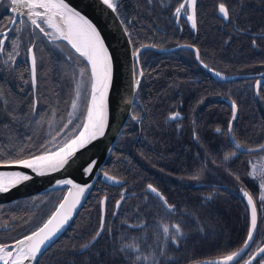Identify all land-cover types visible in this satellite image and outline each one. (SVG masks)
<instances>
[{"label": "trees", "instance_id": "1", "mask_svg": "<svg viewBox=\"0 0 264 264\" xmlns=\"http://www.w3.org/2000/svg\"><path fill=\"white\" fill-rule=\"evenodd\" d=\"M181 2L117 0V14L133 50L141 45L170 48L191 44L199 50L204 64L223 74L264 71V0H224L232 13L231 20L226 21L218 15L220 0H197L196 28L187 19L190 10L179 18L174 15ZM9 8V0H0V31L12 18ZM12 29L6 52L0 53V156L5 160L38 155L42 145L50 150L66 136L76 134L77 126L83 123L89 95L83 91L81 111L76 118L70 117L76 80L82 72L84 79L90 78L87 62L65 41L48 39L28 23H17ZM31 44L37 56L34 92L28 62ZM7 52L13 53L14 60L5 64ZM139 67L144 75L135 94L137 102L121 135L76 216L34 264H123L114 249L136 238L147 253V245L155 247V225L162 218L179 223L183 232L178 247L167 245L171 258L168 264L215 260L243 244L249 211L240 189L258 197L259 181L254 184L245 174L251 170L247 162H259L264 152L238 153V158L223 161L225 154L237 151L227 145V125L231 121L232 137L244 146L264 141V84L255 93L254 77L216 80L197 63L189 48L166 52L143 49ZM135 70L137 73L138 68ZM228 99L236 102L235 120ZM174 112H179L180 117L168 119ZM133 116L139 120H133ZM65 124L68 128H64ZM104 172L121 179V183H104L100 179ZM194 173L199 174V180L191 179ZM230 173L239 174L241 180ZM148 184L176 205L175 214H159V201L147 190ZM63 191L1 203L0 244L37 228ZM122 193L125 199L113 216L115 202ZM103 197H107L106 231L90 243L99 228ZM257 207L255 239L233 264H243L264 243V210L259 203ZM140 219L146 223L142 229H128L122 223L127 220L135 224ZM122 233H126L123 238ZM82 244L89 247L81 249ZM263 259L264 253L252 264Z\"/></svg>", "mask_w": 264, "mask_h": 264}, {"label": "snow or ice", "instance_id": "2", "mask_svg": "<svg viewBox=\"0 0 264 264\" xmlns=\"http://www.w3.org/2000/svg\"><path fill=\"white\" fill-rule=\"evenodd\" d=\"M150 2V0H149ZM101 3L108 9H111L113 13L118 12V5L114 0H101ZM11 4L14 6L12 12L15 16L11 19L13 25L17 23H29L35 26L45 36H50L45 30L44 25L54 30L58 34V38H63L68 41L73 49L80 56L85 57L88 63L91 65V100L87 105L86 117L82 125H78L79 131L66 138L57 146L54 150H48L43 145V149L38 155H29L28 158H12L5 160L3 156H0V164L6 166H22L30 169L37 175H44L47 172H56L69 164L71 159L81 149L91 144L98 137L105 135V129L107 126V108H108V92L112 83L113 74V62L112 56L109 53L108 48L105 45V41L97 29L96 25L92 23L87 17L81 15L80 12L71 8L65 0H11ZM196 4L197 0H183L179 3V6L175 8L174 15L179 18L182 11H189L187 19L191 21V26L196 28ZM218 12L222 15L224 20H231L230 7L224 0H220L217 5ZM13 29H5L0 32V53L6 52V43L8 40V34ZM127 31V29H125ZM227 43V41H226ZM253 46L256 45V40L252 41ZM154 47V45H152ZM148 47L147 45H141V48ZM191 47V46H189ZM28 53L31 56V74L33 83L36 82V70H37V56L35 53V45L28 49ZM140 49H136L133 55L139 58ZM199 50H196L197 59H199ZM7 60L5 64L14 60L12 52H7ZM205 68L208 65H204ZM138 77H143L144 72L142 70L137 71ZM220 76V73H215ZM140 79H136L135 84H140ZM264 81H257L256 87L259 89ZM79 91L76 92L77 99L79 98ZM77 99L72 101L73 109L78 107ZM35 103H33V110H35ZM237 105L236 102H232V120L236 119ZM71 115V113L69 114ZM180 117L179 112L172 113L168 119L176 120ZM133 120H139V117L133 116ZM71 124V121L68 122ZM64 128H68V124L64 125ZM232 123L229 121L227 125V135L229 137L227 145L235 148L237 151L228 152L223 156V161H229L233 157L238 158L239 154L253 153V152H264V144H260L258 148H247L240 144L232 137ZM63 131V129L61 130ZM218 133L221 129H216ZM59 135V133H57ZM55 139V138H54ZM21 153H24V149H20ZM215 163V161L213 162ZM97 161L92 160L88 166L84 169L85 173H92ZM247 164L250 166V171L245 175L251 179L257 185L258 197L244 188L240 189V192L250 209V221L247 230V237L243 241V246L247 247L249 242L254 239V232L257 229L258 221V207L259 203L261 210H264V157H260L259 162L248 161ZM234 175L237 181L241 180L239 174L230 173ZM105 177L114 182L121 183L115 176H109L106 172ZM200 176L198 173H194L191 177L193 180H199ZM32 176L25 172H0V193H7L11 188L21 184L24 181H29ZM58 184L71 185L67 195L59 202L55 211L48 217V219L36 230L30 234L23 236L22 239L15 240L13 244H0V264H30L32 261H36L38 255L42 252L44 246L53 239L61 231V229L71 219L73 211L76 206L80 203V197L85 192L87 185L81 186L74 183L71 179L59 180ZM147 190L150 193L155 194L159 201V214L162 217L170 216L175 214L176 205L169 203L168 199L152 184L147 185ZM124 194H121L120 200L115 202V208L118 210L124 201ZM208 199H211L209 195ZM107 197L100 201L101 205V216L99 228L91 238L90 243L97 241L102 233L106 231L104 212L106 210ZM113 216L117 215V211L112 212ZM137 217L139 218V209H137ZM122 223L128 229H142L146 227L145 221L142 219L138 223L128 224L127 220ZM109 234L111 230L107 229ZM156 232V243L155 247L147 245L150 249L147 253L142 251L141 245L137 242L136 238H133L132 243H121L118 248L114 251L119 254L123 260V264H168L171 259L167 255V245L179 246L180 237L183 235L181 226L179 223H168L163 218L155 225ZM126 233H122V238ZM89 244L80 245L81 249H86ZM243 247L237 251H232L221 255L218 259L210 260L205 264H230V262L237 259L240 253L243 251ZM258 253H264V247H260L257 250ZM256 259L253 255L250 259L245 260L244 264H252V261ZM195 264H201L197 261ZM264 264V261H261Z\"/></svg>", "mask_w": 264, "mask_h": 264}, {"label": "water", "instance_id": "3", "mask_svg": "<svg viewBox=\"0 0 264 264\" xmlns=\"http://www.w3.org/2000/svg\"><path fill=\"white\" fill-rule=\"evenodd\" d=\"M9 2H10L9 12L12 14V18H13L15 16V13L12 12V8L14 6L11 4V0H9ZM65 2L71 8H74L76 11L80 12L81 15L87 17L89 20L92 21L93 24L96 25L97 29L100 31L105 41V45L108 48L109 53L112 56L113 74H112V83H111V86L108 92L107 126L105 129V135L102 137H98L95 141H92L91 144L86 146L84 149L79 150L77 154L71 159L69 164L65 165L63 168L59 169L56 172H47L44 175H37L36 173L32 172L30 169L24 168L22 166H6L4 164H0V172L19 171V172H25L26 174H29L32 176L31 180L24 181L21 184L16 185L15 187L11 188L7 193H0V204L10 202L13 200H17L20 198H24L27 196H31V195L41 194V193L52 191V190L64 189L63 194L58 200V202L56 203L54 209L50 212V214L46 217V219L37 228L42 226V224L48 219V217L52 214V212L55 211L59 202L64 198L65 195H67L68 190L71 188V185H61V184H58L57 181L71 179L74 181V183H77L81 186H85V185L88 186L86 187L83 195L80 197V203L76 206L75 210L73 211L71 219L68 221L66 225H64L61 231L57 233V235L53 237V239L44 246V248L42 249V252L46 250L65 231V229L69 226V224L71 223L73 218L76 216L77 212L79 211L80 207L84 203L92 185L94 184V182L96 181V179L98 178L100 174L101 168L105 160L107 159L110 152L114 148L119 136L122 133V130L128 118L131 116L132 107L134 103L137 102L135 101V94L139 86L135 84V81L138 78L141 79V77H138L136 70H135V67H137L138 70H140L139 58L133 55V52H135L136 50H133L128 33L127 31H125L126 28L124 27V24L121 21L118 14L113 13L111 9H108L105 5H103L101 3V0H65ZM114 2L117 3V0H114ZM218 15L222 18V15L219 12H218ZM28 24L32 28H35V26L31 25L30 22ZM13 27L14 25L10 22L9 25L5 29H12ZM44 27H45V30L47 29L46 31H48L49 33H51V31L53 30L47 27V25H44ZM5 29L2 31H5ZM41 34L44 35L43 33ZM45 37H47L48 39L63 40L69 45L70 48H72L71 45L68 43V41L64 40L63 38H58V34L54 38H51V35L45 36ZM147 46L148 47H143V48H141L140 46L137 49H140V52L143 49H154L160 52L173 51L179 48L192 49L194 51L195 60L197 61V63L216 80H233L236 78H253V77L256 78L254 82L255 93L258 92V89L256 87V82L264 81V71L258 72V73L228 74L227 75L215 69H212L209 66L205 68L204 67L205 64L200 60V56H199V59H197V56H196L197 47L191 44H178L170 48H157L155 46L153 47L152 45H147ZM30 47H33V45L31 44L29 48ZM73 50L75 51V49ZM77 54L79 55V53ZM82 58L87 62L89 73H90V79H91V65L88 63L85 57H82ZM28 62H29V69H30V78H31L33 92H34L36 82L33 83L32 81L31 56L29 53H28ZM215 73H220L221 75L217 76L215 75ZM91 85H92V80L90 84L89 102L91 100ZM227 101L232 110L233 101L230 99H228ZM85 117H86V113L83 118V121ZM261 144H264V141ZM258 146L259 145L245 146V147L258 148ZM92 160L97 161V164L93 172L85 173L84 169L88 166V164ZM105 173L106 172L100 175V179L104 183L108 185H113V186H117L120 184V183L117 184V183H114L108 180L104 175ZM108 175L113 176L109 173ZM117 179L121 181V179L119 178ZM124 197H125V194H124ZM104 198L105 197H103L102 200ZM120 198L118 200H120ZM115 211H117L116 208H115ZM248 211H249V221H250L249 206H248ZM104 215H105V212H104ZM257 227H258V221H257ZM37 228H35L34 230H36ZM31 232H29L28 234H30ZM256 233H257V229L254 232V239H255ZM22 238L23 236L18 239H22ZM254 239L249 242V245L247 247H244L242 244L237 249L239 250L240 248L243 247L244 250L240 253V256L237 257L236 260L230 262V264H233L236 261H238L247 252V250L250 248L251 244L253 243ZM14 241L15 240L8 242V243H4V244L11 245L14 243ZM260 247H264V243L261 244L258 248ZM258 248L246 260L250 259L253 255L256 256V259H258L260 255L262 254V253L257 252ZM255 260H253L252 263ZM195 262H190L186 264H195ZM199 262H201V264L205 263V261L203 260H200ZM34 263L35 261L30 262V264H34Z\"/></svg>", "mask_w": 264, "mask_h": 264}, {"label": "rangeland", "instance_id": "4", "mask_svg": "<svg viewBox=\"0 0 264 264\" xmlns=\"http://www.w3.org/2000/svg\"><path fill=\"white\" fill-rule=\"evenodd\" d=\"M184 12L187 13V11H184ZM51 33H52V36L53 37H56L57 36V34L53 30L51 31ZM76 82H77L76 92L79 91L80 96L77 99L76 94H75V98L74 99H77V105H78V107L76 109H73V107L71 105V112H70L71 115H70V117H72V118H76V116L78 115V112L81 111V98L83 97V91H85L84 93H86L87 95L89 94L88 95V102H89V97H90V84H91V79L90 78L86 79V77L84 79L83 72H82L81 74H79L77 76ZM60 143H61L60 141L58 143H55V145L53 146L52 149H54L55 147H57ZM255 153L256 152H254L253 154H255ZM263 216H264V213H263ZM262 261H264V259ZM259 264H261V262Z\"/></svg>", "mask_w": 264, "mask_h": 264}, {"label": "flooded vegetation", "instance_id": "5", "mask_svg": "<svg viewBox=\"0 0 264 264\" xmlns=\"http://www.w3.org/2000/svg\"><path fill=\"white\" fill-rule=\"evenodd\" d=\"M185 15L189 13V11H187V13H185L184 11H182Z\"/></svg>", "mask_w": 264, "mask_h": 264}, {"label": "bare ground", "instance_id": "6", "mask_svg": "<svg viewBox=\"0 0 264 264\" xmlns=\"http://www.w3.org/2000/svg\"><path fill=\"white\" fill-rule=\"evenodd\" d=\"M136 68V67H135Z\"/></svg>", "mask_w": 264, "mask_h": 264}]
</instances>
